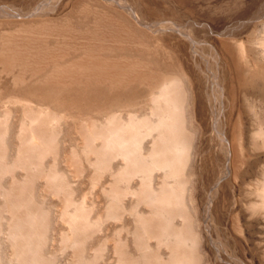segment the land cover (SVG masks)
<instances>
[{
    "label": "bare ground",
    "instance_id": "obj_1",
    "mask_svg": "<svg viewBox=\"0 0 264 264\" xmlns=\"http://www.w3.org/2000/svg\"><path fill=\"white\" fill-rule=\"evenodd\" d=\"M105 1L116 18L84 13L92 26L34 19L43 16L40 8L0 13V264L264 262V236L251 246L233 225L223 228L221 216L223 185L238 187L240 169L264 157V114L240 135L239 154L225 131L227 87L206 23H220L227 63L247 81L264 80V0ZM204 49L216 64L209 85L220 103L212 126L225 164L200 205L190 171L199 122L188 64L199 68ZM262 162L250 200L234 198V214L237 227L246 216L251 226L261 221L264 234Z\"/></svg>",
    "mask_w": 264,
    "mask_h": 264
},
{
    "label": "rangeland",
    "instance_id": "obj_2",
    "mask_svg": "<svg viewBox=\"0 0 264 264\" xmlns=\"http://www.w3.org/2000/svg\"><path fill=\"white\" fill-rule=\"evenodd\" d=\"M54 0H0V13L3 12L2 10H5L7 12H11V11H18V12H21L23 14H29L31 12H33V10L37 9V8H40V11L38 10L39 13H43L41 16H34L33 18L34 19H37V18H48V17H54V18H59V20H63L64 17H71V18H68L70 20V22L73 24L76 23V25H82V26H85L86 24L87 25H93L92 21L89 22V20L86 18L85 21L83 22V17L85 16L84 13H88V12H106L110 17L113 16V18H116L117 14L118 13H115L114 14V11L117 12L114 8V6L112 5V3H110L109 1H105V0H55L54 2H52ZM132 1L133 3H135V5L137 6L138 4V0H130ZM163 1V0H162ZM166 1V0H165ZM61 2V3H60ZM65 2V3H64ZM109 2V5H107ZM51 3H54V4H51ZM56 3V4H55ZM47 6H46V5ZM62 4V5H61ZM171 4V3H169ZM59 5V6H58ZM65 5V6H64ZM37 6V7H36ZM39 6V7H38ZM43 6V7H41ZM51 8H50V7ZM55 10H54V8ZM58 6V7H57ZM87 6V8H86ZM51 9H49V8ZM85 7V8H84ZM111 7V8H110ZM12 8V10H11ZM14 8V9H13ZM84 8V10L82 9ZM9 9V10H8ZM32 9V10H31ZM93 9V10H92ZM81 10V11H80ZM28 11V12H27ZM44 11V12H43ZM53 13H52V12ZM83 11V13L81 14V12ZM112 12V13H111ZM45 13V14H44ZM80 13V16L79 14ZM47 14L49 16H47ZM78 14V15H76ZM92 14V13H91ZM91 14H90V17H91ZM111 14V15H110ZM45 15V16H44ZM84 15V16H83ZM77 16V18H76ZM50 17V18H51ZM80 17V18H79ZM93 17V15H92ZM91 17V18H92ZM90 18V19H91ZM209 18V17H208ZM32 19V18H31ZM82 20V21H81ZM74 21V22H73ZM89 23H87V22ZM79 23V24H78ZM84 23V24H83ZM206 23L208 24V27L211 29V33H209V38L207 39L209 41V44H211L212 46L215 47L216 50H218V53L220 54V57H221V61H222V71L224 72L223 76H222V82L224 81V85L226 88V96H227V102H226V118L224 119V123H225V131H226V134H227V137L228 139L235 145L238 153H242V147H241V140H240V135L242 134V132H247L249 128H251V124L254 123L255 119L261 115L264 114V83H261V82H264L263 79H258L256 81H252L250 79H245L247 78L245 75L243 76V74H241L239 72V70L236 68V66L234 65H231L229 64L230 62L228 61L227 63V57H225V51H223L224 49V45H223V42L218 40L219 38H217V31L218 29L221 27L220 26V23H217L216 21H212L210 18L208 19V21H206ZM220 26V27H219ZM219 27V28H217ZM1 32V30H0ZM204 36V34H201V36H199V38L202 39V37ZM217 36V37H216ZM245 39V38H244ZM218 40V41H217ZM167 43L170 44V42L168 41ZM221 43V44H220ZM222 48V49H221ZM234 50L236 51L238 48L235 46H233ZM222 50V51H221ZM238 51V50H237ZM236 51V52H237ZM176 53V51H174ZM207 52V53H206ZM253 50L251 49L250 50V53L252 54ZM128 54V53H127ZM204 54V55H202ZM210 54V55H209ZM180 56V54H178ZM209 55V56H207ZM222 55V56H221ZM204 57V58H203ZM209 57V58H208ZM225 57V58H224ZM208 58V59H207ZM214 56L212 54V52H210V50L208 51V49H204L202 52H201V57L198 59L199 61V64H200V67L198 68L195 64H193V62H191V60H189V62H187L186 64H188V66H190L191 68H193L194 70V76H195V80H194V83L195 84V103L196 105H194L193 107V110H194V116H195V121L196 122H199L196 123L195 126V129L197 130V139L195 141V151L193 150V156H192V162L193 164H191V168H190V171L192 173H194L195 177H193V185H194V194L197 198V203H200V205H202V202L203 200H205L206 198V192L209 190V187L216 181L217 179V174L219 176L221 170H223L224 168V164H225V154H224V149H223V144L224 142L222 141V138L220 137V135L217 133L216 130H214V121L216 119V114H217V110L219 108V94L217 92H213L212 88H211V84L209 85V82L211 83L212 82V79L216 73V64H215V59H213ZM204 60V61H203ZM212 60V62H211ZM202 62V63H201ZM207 62V66L205 65ZM204 63V64H203ZM229 64V65H228ZM203 65V66H202ZM210 65V66H209ZM213 68H212V66ZM229 67H228V66ZM204 67V68H203ZM207 67V68H206ZM234 67V68H233ZM197 68V69H196ZM199 69V70H198ZM208 69V70H207ZM225 69V70H224ZM201 70V71H200ZM205 70V71H204ZM236 70V71H235ZM230 75H229V73ZM234 71V72H233ZM199 72V73H198ZM207 72V73H206ZM215 72V73H213ZM239 72V73H238ZM211 76H209V75ZM212 74V75H211ZM233 74V75H232ZM197 75H199L197 77ZM202 76V77H200ZM207 78H204L206 77ZM227 76V77H226ZM235 76V77H234ZM237 76L241 77V78H238ZM224 77V79H223ZM245 77V78H244ZM241 79V80H238V79ZM204 79L206 81H204ZM231 79V80H230ZM234 79V80H232ZM244 79V80H242ZM230 80V81H229ZM239 82H238V81ZM262 80V81H261ZM200 81V82H199ZM202 81V84H200ZM252 81V82H251ZM187 82V81H186ZM208 82V83H207ZM254 82V84H253ZM198 83V84H197ZM241 83V84H240ZM189 81L188 83L186 84L187 88L189 89L190 91V88L191 86L189 85ZM232 84V85H231ZM240 84V86H238ZM4 83L3 82H0V88L3 87ZM201 85V87H199ZM205 85V86H203ZM207 85V86H206ZM230 85V86H229ZM238 87H237V86ZM232 86L236 87L238 89L237 91V96H238V102L237 100L235 102H233L232 98H231V90L233 88H231ZM199 87V88H198ZM204 87V88H203ZM240 87V88H239ZM208 88V90L206 89ZM230 88V89H229ZM228 89V90H227ZM212 90V91H211ZM240 90V91H239ZM205 91V92H203ZM210 91V92H209ZM230 91V92H229ZM207 92V93H206ZM213 92V93H212ZM240 94H239V93ZM247 92V93H246ZM198 96H197V94ZM206 93V94H205ZM252 93V94H251ZM202 94V96H201ZM213 94V95H212ZM228 94V95H227ZM230 94V95H229ZM241 94L242 97H241ZM246 94L248 96H246ZM210 95V96H209ZM202 98V101H201V98ZM206 96V97H205ZM246 96V97H245ZM199 97V99H198ZM205 97V98H204ZM211 97V98H209ZM230 100H229V99ZM242 98V99H241ZM254 98V99H253ZM209 99V100H208ZM212 100V102H211ZM232 100V101H231ZM255 100V101H254ZM258 100V102H257ZM205 101V102H204ZM208 101V102H207ZM240 101V102H239ZM253 101V102H252ZM201 102V104H200ZM219 102V103H218ZM231 102V104L229 103ZM204 103V104H203ZM235 103V104H234ZM245 103V104H244ZM212 104V105H211ZM256 104V105H255ZM263 104V105H262ZM253 105V107H252ZM261 105V106H260ZM204 106V107H203ZM216 108H215V107ZM229 106V107H228ZM234 106V107H233ZM236 106V107H235ZM246 106V107H245ZM207 107V108H206ZM230 108H234L233 110L230 109ZM245 108V109H244ZM247 108V109H246ZM253 108V109H252ZM200 109V110H199ZM211 109V110H210ZM216 111H215V110ZM241 109V111L239 110ZM202 110V112H201ZM206 110V111H205ZM238 110V111H237ZM255 110V111H254ZM258 110V111H257ZM260 110V111H259ZM262 110V111H261ZM212 111V112H211ZM230 111V112H228ZM237 111V112H236ZM244 111V112H243ZM246 111V112H245ZM200 112V113H199ZM243 112V113H242ZM256 112V113H255ZM205 113V114H204ZM208 115H207V114ZM213 113H216V114H213ZM237 113V114H235ZM242 113V114H240ZM247 113V114H246ZM250 113V114H249ZM204 114V115H203ZM232 114H235V115H232ZM246 114V115H245ZM254 114V115H252ZM201 115V116H200ZM211 115V117H210ZM232 117H231V116ZM240 115V116H239ZM247 117H245V116ZM214 119H213V117ZM244 119V121L241 119ZM212 118V119H211ZM231 118V119H230ZM237 118L239 124L237 123V121H235ZM246 118V119H245ZM252 118L251 121H248V122H251V123H247L246 120H250ZM202 119V121H201ZM206 121L204 122L203 121ZM208 119H209V122H208ZM231 121H230V120ZM234 120V121H233ZM234 123H233V122ZM228 122V123H227ZM231 122V123H230ZM194 123V124H195ZM208 125H207V124ZM212 123V124H211ZM235 123H237V127H235ZM245 123V124H244ZM206 124V125H204ZM247 124V126H246ZM232 125V126H231ZM199 126V128H198ZM201 126V128H200ZM204 126V127H203ZM208 126V127H207ZM242 127L243 130H241V128H238V127ZM211 128V129H210ZM199 129V131H198ZM202 129V131H201ZM204 129V130H203ZM241 131H240V130ZM214 130V131H213ZM234 130V131H233ZM237 130L239 131V133L237 132ZM250 130V129H249ZM203 131H205V133H203ZM210 131V132H209ZM199 132V133H198ZM201 132V133H200ZM241 132V133H240ZM238 133V134H237ZM199 134V135H198ZM230 134V136H229ZM234 134V135H233ZM216 135V136H215ZM218 135V136H217ZM238 135V136H237ZM232 136V137H231ZM219 137V138H218ZM216 138V139H215ZM233 138V140H232ZM216 141V142H215ZM223 142V144H222ZM236 144H235V143ZM221 145V146H220ZM217 148V149H216ZM223 150V151H221ZM219 152V153H218ZM223 154V156H222ZM222 156V157H220ZM256 157H253L252 159L248 160V162L243 166V168H241V172L242 171H246V172H243V175L241 174L240 172V175H239V180L240 182L243 181L242 185L241 183L239 182L238 184V187L236 188H233L231 186V184L229 185V183L226 185L224 184L221 191H222V194H224L226 196V204H225V207H224V212L221 213V216H222V222H223V228H232V225L236 228L232 230H236V234H240L242 239L243 237L245 236V239L248 237V241H250V245L252 246L254 243H256V241L258 242L257 239L261 240V238L264 236L263 234V230H262V223L261 221H257L258 223V226H257V223L256 221L252 222V226L250 225V223L247 221L246 219V216L242 217V224L240 226L237 227L238 224V221L236 222L237 218H236V215L234 214L235 213V210H236V206H235V199L234 198H239L241 197V200L239 201H242L243 203H247L248 200H250V196L248 194V191H249V186L251 184H254L256 182L257 179H259V176H260V173H261V165L264 160V157L261 155H254ZM259 157V159H258ZM261 157L263 159H261ZM224 158V159H222ZM255 158V159H254ZM258 159V160H257ZM224 160V161H223ZM253 161V162H252ZM254 161H256L254 163ZM258 161V163H257ZM224 163V164H223ZM257 163V164H256ZM260 163V164H259ZM248 164V165H247ZM252 164V165H251ZM259 164V165H258ZM256 165H258L256 167ZM194 166V167H193ZM248 166V167H247ZM250 166V167H249ZM193 167V168H192ZM222 168V169H221ZM250 168V169H249ZM221 169V170H220ZM243 169V170H242ZM245 173V175H244ZM244 178V179H243ZM242 180V181H241ZM196 182V183H195ZM202 182V183H201ZM247 182V183H245ZM211 183V184H210ZM245 183V184H244ZM210 184V185H209ZM203 186V187H202ZM226 186V187H225ZM229 186V188H228ZM231 187H232V190H231ZM203 188V189H202ZM240 188V189H239ZM238 189V190H237ZM207 190V191H206ZM241 191V192H240ZM245 191V192H244ZM236 193H237V197H236ZM243 194V195H242ZM240 195V196H239ZM222 196V195H221ZM202 198V199H200ZM227 198H228V202H227ZM240 199V198H239ZM202 200V201H201ZM232 200V201H231ZM231 201V202H230ZM223 203V201H222ZM199 205L200 209H201V206ZM229 205H231L232 207H230ZM220 206H222L220 204ZM229 209V210H228ZM229 211V212H228ZM231 211V212H230ZM233 211V212H232ZM229 214L228 216H226V214ZM230 215L234 216V217H230ZM226 216V217H225ZM228 217V218H227ZM235 221H233V219ZM226 222H225V220ZM228 221V222H227ZM232 222V223H231ZM236 222V223H235ZM248 223V224H245V223ZM225 223V224H224ZM254 224V225H253ZM119 225V224H115L114 228ZM225 225V226H224ZM243 225V226H242ZM246 225V226H245ZM242 226V228H241ZM254 227V228H253ZM114 228H112L111 230L114 231ZM240 228L238 231L237 229ZM111 231V233H113ZM241 231V232H240ZM244 235V236H243ZM243 236V237H242ZM256 241H255V240ZM243 246H245V243L243 242ZM260 251V250H259ZM258 251V254L261 255V251L259 252ZM259 257L256 256V264H264V262L260 259H258ZM63 261L65 260V258L62 259Z\"/></svg>",
    "mask_w": 264,
    "mask_h": 264
}]
</instances>
